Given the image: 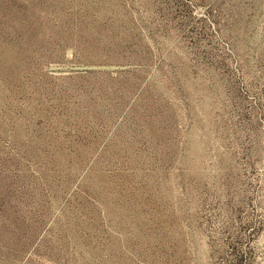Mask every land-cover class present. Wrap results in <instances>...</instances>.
Returning a JSON list of instances; mask_svg holds the SVG:
<instances>
[{"label": "rangeland", "instance_id": "1", "mask_svg": "<svg viewBox=\"0 0 264 264\" xmlns=\"http://www.w3.org/2000/svg\"><path fill=\"white\" fill-rule=\"evenodd\" d=\"M0 264H264V0H0Z\"/></svg>", "mask_w": 264, "mask_h": 264}]
</instances>
